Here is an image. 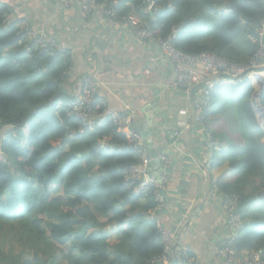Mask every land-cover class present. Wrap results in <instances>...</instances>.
I'll use <instances>...</instances> for the list:
<instances>
[{
    "label": "trees",
    "instance_id": "obj_1",
    "mask_svg": "<svg viewBox=\"0 0 264 264\" xmlns=\"http://www.w3.org/2000/svg\"><path fill=\"white\" fill-rule=\"evenodd\" d=\"M148 1L96 3L117 14L131 3L142 14ZM152 1L156 9L147 13L148 26L156 37L174 32L173 42L183 52L206 51L243 64L257 48L264 0ZM8 9L0 0V264H151L164 250L158 213L149 214L155 189L133 194L124 176L139 154L125 146L111 119L98 125L94 118L90 129L65 109H55L58 99L80 92L61 91L72 73L71 57L66 49L43 50L28 31L52 40L36 25L25 28L21 18L9 19ZM258 80L215 83L203 126L221 147L213 148L210 166L228 162L213 184L240 202L244 228L236 246L259 252L264 263V77ZM14 239L22 246L17 255ZM187 257H193L188 249Z\"/></svg>",
    "mask_w": 264,
    "mask_h": 264
},
{
    "label": "crops",
    "instance_id": "obj_2",
    "mask_svg": "<svg viewBox=\"0 0 264 264\" xmlns=\"http://www.w3.org/2000/svg\"><path fill=\"white\" fill-rule=\"evenodd\" d=\"M1 1L9 8V19L19 17L27 26L40 27L38 31L46 39L67 50L73 64L63 86L70 96L79 92L80 79L90 76L96 96L105 99L109 110L127 114L137 125L143 123L146 110L153 115L148 126L153 132L152 145L163 152L168 150L170 162L174 159L166 175L164 212L158 213V220L176 232L197 264H223L215 252L230 234V227L223 194L213 181L227 169L228 162L210 166L213 148L220 152L221 147L195 121L193 110L194 101L201 99L205 82L212 76L205 75L189 93L185 92L175 85L172 64L154 41L137 40L118 20L101 18L99 9L92 18H85L75 1L66 8L56 0ZM141 8L139 14L127 3L117 15L133 14L148 25V8ZM252 78V83L260 79L258 73ZM179 121L187 127H181ZM155 168L149 169L145 163L143 171L151 174ZM172 173L176 174L173 180L169 179Z\"/></svg>",
    "mask_w": 264,
    "mask_h": 264
},
{
    "label": "built area",
    "instance_id": "obj_3",
    "mask_svg": "<svg viewBox=\"0 0 264 264\" xmlns=\"http://www.w3.org/2000/svg\"><path fill=\"white\" fill-rule=\"evenodd\" d=\"M62 7H68L71 1H75L79 11L85 18H92L95 9H99L101 18L118 20L120 24L141 42L154 41L160 52L170 61L174 73V82L179 88L189 93L193 86L202 81L205 75L212 76L211 81L205 82V87L202 90L201 99L194 101L193 110L195 112V121L204 124L205 115L204 109L206 101L210 94V90L215 83L237 85L244 79L250 78L255 72L264 75V19L261 22L260 28L257 30V48L253 55L246 63L240 64L230 61L226 58L219 57L213 53L201 51L196 53H187L179 50L174 42V32L164 37H156L152 29L141 20L133 15L119 17L116 11L110 7L104 8L103 4H97L96 0H56ZM146 7V12L153 11V1L149 0ZM21 25L26 28L27 22L22 21ZM27 37L36 41L37 44L45 51L53 52L58 50L63 52L64 49L55 41H46L44 38L37 35L34 31H28ZM81 88L78 95L71 99H58L55 103V109H65L69 114L80 119L83 124L89 126L90 129L95 127L94 118L97 119L98 125L105 119H111L117 128L123 133L126 138V146L136 149L139 136L137 133L129 129L130 118L124 113L111 111L107 107L105 99L98 97L95 94V82L90 76H84L80 80ZM181 127H187L184 121H179ZM178 135V131L174 132V136ZM104 139L100 146L104 147ZM168 165L169 160L164 159ZM145 163L143 154L139 155L137 163L130 164L125 169V180L132 185L131 192L133 194H145L148 187L152 186L155 189L156 205L149 211L151 216H155L163 206V197L160 190L166 183L167 177L162 175L160 183L155 177H147L142 171V165ZM239 199L235 195L223 196V210L227 216L230 227V234L225 238L221 246L216 248V256L221 259L224 264H264L260 259L259 252H249L246 250H238L236 240L239 238L244 224L240 214L237 211ZM157 231L161 237V243L164 250L159 255H153L150 259L151 264H169L177 259L186 258L188 264H194V258L187 257V249L184 245L177 244L176 251L170 250L171 244L175 239L173 229L162 225L156 221ZM175 247V248H176Z\"/></svg>",
    "mask_w": 264,
    "mask_h": 264
},
{
    "label": "water",
    "instance_id": "obj_4",
    "mask_svg": "<svg viewBox=\"0 0 264 264\" xmlns=\"http://www.w3.org/2000/svg\"><path fill=\"white\" fill-rule=\"evenodd\" d=\"M224 6L226 8L234 7V4H231V5L225 4ZM222 8L223 6H218V9H222ZM61 91L65 93L64 87L61 88ZM152 116L153 115H150V112L146 110V115H144L145 119L143 123L139 125L134 123L133 118H131L129 129H131L132 131H134L135 133L139 135L137 150L140 152L146 151L145 153L146 167L150 169L153 166H156L155 173L148 174V176H154L157 179V181L160 183L161 182L160 177L163 174L167 175L170 173L172 165L174 164V159H172L169 165H166L164 159H162L161 157L167 158L169 151L166 150L163 152L161 148H156L152 145L151 140H152L153 132L148 129V126L151 125ZM161 194L165 196L164 190L161 191ZM257 195L258 196L263 195V193L259 192L257 193ZM160 211L164 212V209L162 208L160 209ZM178 237H179L178 235L175 237V239L173 240L171 244L170 249H172L175 246V244L177 243Z\"/></svg>",
    "mask_w": 264,
    "mask_h": 264
},
{
    "label": "clouds",
    "instance_id": "obj_5",
    "mask_svg": "<svg viewBox=\"0 0 264 264\" xmlns=\"http://www.w3.org/2000/svg\"><path fill=\"white\" fill-rule=\"evenodd\" d=\"M149 12H150V11H149ZM22 21H23V20H22ZM147 26H148V25H147ZM34 32H35V31H34ZM37 35L40 36L39 33H37ZM40 37H41V36H40ZM52 41H53V40H52ZM56 43H57V42H56ZM255 73H257V72H255ZM252 75H253V74H252ZM252 75H251L250 78H247V79H250V80L252 81V80H253ZM258 76H259V77H264V75H262L261 73H258ZM124 114H125V113H124ZM125 115H127V114H125ZM129 118H130V117H129ZM130 120H131V118H130ZM101 123H102V122H101ZM130 123H131V122H130ZM202 125H203V124H202ZM129 126H130V125H129ZM130 130H131V129H130ZM133 132H134V131H133ZM138 136H139V135H138ZM138 140H139V139H138ZM102 141H103V140H102ZM106 141H107V139L104 138V144H105ZM104 144H103V145H104ZM125 146H126V145H125ZM137 146H138V143H137ZM137 146H136V149H134V150H136L137 153H138L139 155H140V154H143V156H144V158H145V153H142V151H141V152L138 151V150H137ZM102 147H103V146H102ZM126 147H127V146H126ZM128 147H130V146H128ZM142 147H143V145H142ZM131 148H132V147H131ZM132 149H133V148H132ZM161 158H162V159H167L168 157H167V158L161 157ZM138 161H139V160H138ZM138 161H137V162H138ZM164 161H165V160H164ZM145 163H146V159H145ZM145 163H144V164H145ZM144 164L142 165V171H143ZM165 164H166V163H165ZM169 164H170V161H169ZM169 164H168V165H169ZM166 165H167V164H166ZM143 173H144V171H143ZM144 175L147 176V177H150V176H148V174H145V173H144ZM163 175H165V174H163ZM165 176H166V175H165ZM151 177H154V176H151ZM166 177H167V176H166ZM164 187H165V184H164L163 188L160 190V194H161V191L164 190ZM145 194H146V193H145ZM143 195H144V194H143ZM161 195H162V194H161ZM162 197H163V204H164V196L162 195ZM162 208H163V206H162ZM162 208H161V209H162ZM159 212H160V210L157 211L156 214L159 213ZM153 217H154V216H153ZM159 222H160V221H159ZM160 223H161V222H160ZM161 224H162V223H161ZM162 225H163V224H162ZM164 226H165V225H164ZM166 227H167V226H166ZM175 234H176V232H175ZM242 234H243V231L241 232L240 236H241ZM176 236H177V234L175 235V237H176ZM240 236H239V237H240ZM178 238H179V237H178ZM224 240H225V239H224ZM224 240H223V242H224ZM223 242H222V243H223ZM178 243L180 244L179 239L177 240V243L175 244V246H174L172 249H170V250H174L175 247H176V245H177ZM181 245H183V244H181ZM185 248H186V247H185ZM186 249H187V248H186ZM238 250H239V249H238ZM215 253H216V252H215ZM216 257H217V256H216ZM193 258H194V256H193ZM217 258H218V257H217ZM218 259H219V258H218ZM220 260H221V259H220ZM221 261H222V260H221ZM193 263L196 264V260H195V258H194ZM222 263L224 264L223 261H222ZM167 264H168V263H167Z\"/></svg>",
    "mask_w": 264,
    "mask_h": 264
},
{
    "label": "rangeland",
    "instance_id": "obj_6",
    "mask_svg": "<svg viewBox=\"0 0 264 264\" xmlns=\"http://www.w3.org/2000/svg\"><path fill=\"white\" fill-rule=\"evenodd\" d=\"M15 231L17 232L18 236H19V234H21V229H20V226H19V225H16ZM12 247H13V250H12L13 254H14V255H17V254H19L20 249H21L22 246H21V244H20V241H18L17 239H14V240L12 241ZM4 251H5L6 253L9 252V246H8V243H6V245H5V247H4Z\"/></svg>",
    "mask_w": 264,
    "mask_h": 264
}]
</instances>
